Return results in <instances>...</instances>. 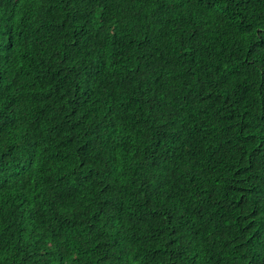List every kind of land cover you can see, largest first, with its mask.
<instances>
[{"label": "trees", "instance_id": "1", "mask_svg": "<svg viewBox=\"0 0 264 264\" xmlns=\"http://www.w3.org/2000/svg\"><path fill=\"white\" fill-rule=\"evenodd\" d=\"M0 264H264V0H0Z\"/></svg>", "mask_w": 264, "mask_h": 264}]
</instances>
